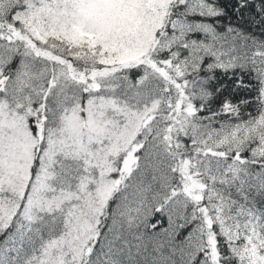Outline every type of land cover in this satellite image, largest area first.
Listing matches in <instances>:
<instances>
[{
    "label": "snow or ice",
    "instance_id": "6c2138e0",
    "mask_svg": "<svg viewBox=\"0 0 264 264\" xmlns=\"http://www.w3.org/2000/svg\"><path fill=\"white\" fill-rule=\"evenodd\" d=\"M0 264H264V0H0Z\"/></svg>",
    "mask_w": 264,
    "mask_h": 264
}]
</instances>
